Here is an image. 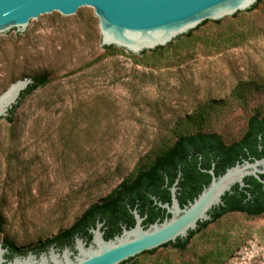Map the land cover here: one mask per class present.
I'll list each match as a JSON object with an SVG mask.
<instances>
[{"label": "rangeland", "instance_id": "obj_1", "mask_svg": "<svg viewBox=\"0 0 264 264\" xmlns=\"http://www.w3.org/2000/svg\"><path fill=\"white\" fill-rule=\"evenodd\" d=\"M239 20L257 36L161 69L135 64L129 52L107 55L92 9L76 20L48 14L1 38L0 94L40 73L53 82L23 101L14 132L0 121V140L11 145L0 160V241L24 250L49 241L130 178L180 119L209 101L227 100L240 81L264 83V5L227 22ZM216 29L211 22L195 33ZM216 106L201 131L238 140L248 118L264 114V88L246 108ZM223 245L231 248L222 264H264V214L228 213L194 234L185 249L169 244L130 264L191 260Z\"/></svg>", "mask_w": 264, "mask_h": 264}, {"label": "water", "instance_id": "obj_2", "mask_svg": "<svg viewBox=\"0 0 264 264\" xmlns=\"http://www.w3.org/2000/svg\"><path fill=\"white\" fill-rule=\"evenodd\" d=\"M258 0H0V39L15 28L25 31L31 21L48 14L76 20L87 10H95L101 29V45L116 46L117 50L139 54L166 46L180 35L197 28L206 20L227 22L236 15L240 18L251 11ZM260 6V5H259ZM211 23L209 21L198 30ZM197 30V31H198ZM196 32V31H195ZM129 52V53H130ZM150 53L147 51L142 56ZM34 83L33 77L12 82L0 94V120L7 117L22 94ZM214 175L210 185L189 206L182 208L173 186V205L164 204L171 218L142 227V218L136 212L137 223L125 229L115 239L106 240L101 231L102 223L91 229L90 243L76 236L74 248L60 249L52 244L48 251L36 254H16L0 241V264H130L142 256L155 254L159 247L178 239H185L199 223L211 219L209 211L223 203V195L239 184L246 186L244 178L254 176L264 184V158L245 160L229 168L224 174ZM179 179H177L178 181ZM157 249L153 253H144Z\"/></svg>", "mask_w": 264, "mask_h": 264}, {"label": "trees", "instance_id": "obj_3", "mask_svg": "<svg viewBox=\"0 0 264 264\" xmlns=\"http://www.w3.org/2000/svg\"><path fill=\"white\" fill-rule=\"evenodd\" d=\"M264 5V0H258V2L250 9L245 11H251ZM237 12L233 15L236 17ZM221 20H206L201 25L212 22V25L217 27L213 32L204 31L202 35H197L195 31L197 28L189 31L186 34L180 35L166 46H159L154 50H145L140 53L143 55L147 51L150 53L140 57L139 54H129L131 58H134L135 64L143 65L152 69H161L168 66L179 65L181 62L195 55L199 54H212L218 53L225 49L238 47L245 43L247 40L257 36L254 28L242 26V20L229 21L225 25ZM107 55H114L116 46H104L102 47ZM121 49V52L125 53L126 49ZM140 57V58H138ZM34 83L22 94L18 104L14 106L10 114L7 117L2 118L7 124L8 129L14 132L17 128L16 115L18 109L21 107L23 101L35 93L38 89L46 88L53 82V77L49 73H40L32 76ZM264 88V83L256 80H244L240 81L233 88L230 97L221 102L209 101L197 109H195L190 115L184 119H180L175 126L176 131L172 134V137H165L157 145L156 149L142 161L141 165L134 172V174L125 179L121 185L115 188L106 198L91 205L86 211H84L77 221L69 228L61 231L55 237L49 241L42 243L34 248H40L47 243L57 242L58 245H64L69 242L76 232L87 233L85 229L86 220H94L96 215L100 212H107L109 208H112L111 203L116 205L121 204V198L124 194L142 193V189H147L152 193L158 192L159 180H165L166 175L170 177V180H175L178 172V166L180 162L184 161L187 154L191 152L195 147L200 146L206 140L211 141L218 147V153L221 152L227 158L230 157V165H234L240 154H243L246 158L253 161L256 158H264V114L261 112H255L248 118L247 129L245 133L238 139L232 142H225L222 136L215 132H204L201 129L210 123L212 119V113L217 108L218 103L236 104L244 108L249 106L252 96L261 92ZM1 121V120H0ZM195 128L196 132L190 130ZM175 138L170 141L169 139ZM11 147L9 142L4 139L0 140V160L3 157H7V150ZM264 179V174L261 175ZM238 184V183H237ZM248 184L246 188L231 189L225 196L227 206L222 211L215 213L211 220L200 223L197 230L191 231L189 236L185 239H178L177 242L167 243L183 250L186 248L190 238L206 227L209 223L221 218L224 214L231 211H242L250 217H257L264 214V184L254 176H249ZM236 185V184H235ZM239 185V184H238ZM240 186V185H239ZM236 194V197H231ZM241 194V195H240ZM229 197L231 200H229ZM244 198H247L244 202ZM4 231V217L0 212V234ZM10 249V258L13 257L15 252H27L28 249H19L10 241L4 243ZM162 247V246H161ZM231 245H223L217 252L211 251L204 255H201L195 259L180 261L168 259V264H222L223 256L230 250ZM157 249L145 251L144 253H153ZM131 258L130 260H132ZM128 261L123 262L126 264Z\"/></svg>", "mask_w": 264, "mask_h": 264}, {"label": "flooded vegetation", "instance_id": "obj_4", "mask_svg": "<svg viewBox=\"0 0 264 264\" xmlns=\"http://www.w3.org/2000/svg\"><path fill=\"white\" fill-rule=\"evenodd\" d=\"M250 158L256 159L255 156H251ZM248 159L249 158H246L243 154H240L235 164L230 165V157L227 158L223 153H218V147L211 143V141L207 142L205 140L202 145L195 147L191 152H189L184 161L180 162L175 180L171 181L168 175H166L165 180H159L157 193H152L145 188L142 189V193H125L121 198V204L119 206L111 203V206L113 205V207L109 208L107 212H100L96 215L94 220H86L85 229L87 230V233L76 232L69 242L61 246L58 245L57 242L47 243L40 248L28 249L27 252L32 250L36 254H41L44 251H48L52 244H55V246L60 249L67 245L74 248L76 236H80L84 238L85 241L90 243L93 238L91 229L96 228L98 223H102L101 231L103 232V237L106 240L115 239L116 236L122 235L125 229H132L135 227L137 223L136 212L139 213L142 218V227L144 229H148L156 222L162 223L165 219L171 218L172 213L169 212L168 208L163 205L167 203L170 206L173 205L174 199L172 188L174 185L176 187V197L180 206L184 208L194 202L203 190L210 185L214 177L211 170H213L215 176L218 177L224 174L229 168L235 166L237 163H243ZM177 179L179 180L177 181ZM248 180L249 176H246L244 178L246 185H249ZM234 188L243 190L246 186L241 188V186L236 184L232 186L233 190ZM236 194L238 193H235L231 197H236ZM226 195L227 193L222 197L223 203L214 206L209 211L211 219L215 213L222 211L223 208L227 206L225 199ZM229 200H231L230 197ZM246 200L247 198H244V202H246ZM232 212L245 213L239 210L231 211L229 213ZM27 252H15L14 255H22Z\"/></svg>", "mask_w": 264, "mask_h": 264}]
</instances>
